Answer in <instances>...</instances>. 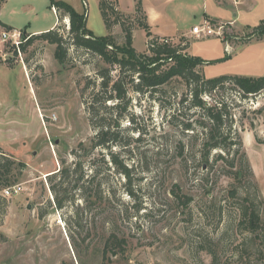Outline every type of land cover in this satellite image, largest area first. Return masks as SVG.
<instances>
[{
    "label": "rangeland",
    "instance_id": "374dc122",
    "mask_svg": "<svg viewBox=\"0 0 264 264\" xmlns=\"http://www.w3.org/2000/svg\"><path fill=\"white\" fill-rule=\"evenodd\" d=\"M52 1L67 2L86 13L94 35L111 34L100 0H6L0 3V19L14 28L12 31H25L28 36L57 22L67 38L70 22L60 21ZM130 1L121 0L125 12L132 10ZM190 22V26H200L201 19ZM5 31L0 26V148L19 170L5 178L16 181L9 186L0 177V264H264L259 234L240 226V205L246 192L252 195L253 189L248 179L240 183L225 175L234 170L230 166L234 154L227 156L229 163L213 165L219 151L211 154L210 166L200 162L201 139L181 127L183 122L202 117L187 105L170 123L169 116L187 93L181 80H173L168 96L157 100L132 94L131 108L121 122L122 129L129 130L123 133V141L130 137V146L113 148L134 167L128 186V179L112 168L109 150H93L90 155L80 150V145L86 149L93 145L96 130L85 102L99 89L97 72L107 65L72 47L68 62L61 64L55 57L56 45L40 40L25 52L21 45L20 57L11 44L2 42ZM240 34L227 28L222 38L180 35L167 39L175 45L187 39L190 53L209 61L203 60L206 64L202 67L207 79L264 76V40L253 37L244 46L248 42L239 43L243 40ZM115 37L123 46V34ZM228 39L239 43L232 44L231 52L225 51ZM147 41L146 32L137 28L133 47L151 58ZM9 57L12 63L5 62ZM204 98L208 105L225 99L234 109L235 129L264 187V143L259 142L264 141V91L243 99L241 92L228 85L225 91ZM249 135L256 143L253 148ZM62 161L65 167L85 163L88 175L97 177L86 196L83 190H71L70 185L68 195L73 200L60 209L52 189L59 178L52 175L64 168ZM7 163L0 153V165ZM254 180L264 201L256 176ZM14 188L18 193L7 197L5 191ZM235 188L239 194L233 197ZM90 192L93 198H88ZM174 192L191 197V204L181 203ZM65 196L61 194V199ZM260 209L264 222V206ZM113 235L125 239L126 244L124 248L111 246L105 254ZM244 240L252 241L246 252H242Z\"/></svg>",
    "mask_w": 264,
    "mask_h": 264
},
{
    "label": "trees",
    "instance_id": "16d2710c",
    "mask_svg": "<svg viewBox=\"0 0 264 264\" xmlns=\"http://www.w3.org/2000/svg\"><path fill=\"white\" fill-rule=\"evenodd\" d=\"M5 1L0 0V3ZM135 3L138 17L132 19L130 15L119 10L118 0H101L99 4L100 11L106 28L111 34L98 37L88 30L86 13H78L67 2L54 1L53 8L59 14L60 21L61 19H68L70 22L68 37L66 38L61 33L60 25L38 35L28 36L24 31L23 37L29 38L26 43L22 44L21 49L25 52L28 46L36 40H40L56 45L55 57L61 64L68 62L69 51L72 47L74 51L83 50L87 54L98 57L107 65V67L101 68L97 72L100 79L99 89L95 90L89 101L85 102L90 124L96 130L93 145L91 149H86L83 145H80V150H83L87 155H90L93 150H109L112 168L128 179V186L132 184L134 167L127 165L122 156L113 151V148L117 146L129 148L130 146L128 142L130 137L126 142L123 141V133L129 130H123L121 122L125 117V113L131 108L132 94L135 93L157 100L160 97L168 96V90L173 80H181L187 93L181 96L173 115L169 116L170 123H174V120L179 116V112L181 114V109L186 108L187 105L189 110H196V113L198 112L202 117L195 121L183 122L181 127L182 131L201 139L203 154L200 162H205L210 166L211 154L214 151H219L213 165L218 162L229 163V157L227 156L234 154L230 166L235 171H229L225 175L240 183L248 179V184L253 189L252 195L246 192L243 197V204L240 205V226L251 234H259L258 237L262 241V245L259 246L264 248V222L260 209L264 206V201L261 200L258 185L254 180V171L246 152H244L240 134L235 129L234 109L230 107L225 99L220 100V102L215 101L214 105H208L204 98L225 91L228 85L241 92L243 99L257 96L264 91V76L252 78L225 75L207 79L202 72V67L206 63L202 59L190 56L187 53L190 42L187 39H182L180 44L175 45L170 42L166 43L167 38L153 35L147 22L142 0H135ZM0 26L7 31L13 30L12 27L3 24L1 21ZM116 26H120L122 29L125 40L123 46L118 45L116 37L112 35V31ZM136 28H141L146 32L148 38L147 50L151 58L138 53L133 47ZM253 37H264V22L253 28L249 37L240 40V42H247ZM15 53L17 54V51ZM12 61L13 59L10 58L6 60L7 63H12ZM115 72H117V76L114 74ZM130 121L134 122V119L132 118ZM259 142L264 143L262 140H259ZM0 153L7 158L8 162L6 165H0V177L5 180V185L9 186L16 181L11 183L9 179L5 178L12 175L14 170L18 169V166L15 161H11L10 157L4 155L5 153L1 148ZM73 154L77 156L76 151ZM62 163L64 168L52 175L59 178L58 181L53 182L52 189L60 209L63 208L65 202L73 200L68 195L70 185L72 186L71 190L84 191L82 194L85 195L97 177V175H88L85 170V163H76L69 167H65L64 161ZM128 192L130 195L134 194L133 191ZM61 194L66 196L61 199ZM173 194L186 206L192 202L191 197L181 196L179 192ZM238 194L239 189L235 188L232 191L233 197ZM87 196L93 198L91 192ZM125 244V239L113 235L108 241L105 254L111 246L124 248ZM251 244L252 241L244 240L242 242V252L250 249ZM258 252L261 253V251ZM241 256L243 257V254Z\"/></svg>",
    "mask_w": 264,
    "mask_h": 264
},
{
    "label": "crops",
    "instance_id": "0c3cea01",
    "mask_svg": "<svg viewBox=\"0 0 264 264\" xmlns=\"http://www.w3.org/2000/svg\"><path fill=\"white\" fill-rule=\"evenodd\" d=\"M118 2L119 10L121 12L130 16H134L136 14L135 0L130 1L132 7V10L130 12H125L123 10L121 0H118ZM142 3L144 12L147 17V22L151 27L153 35L161 38L173 39L180 35L188 38V36L194 35L192 33L193 27L198 26L197 24L190 26V21L201 19L200 25H203L206 22H214V24L225 25L226 29L228 28L232 32H236L238 34L242 32V35L240 34V38L245 39V34L252 31L253 28L259 26L260 23L264 22V0H142ZM51 7L52 9H54L53 5H51ZM77 12L83 14L82 11ZM249 19H254V22H248ZM0 21L2 22L1 19ZM56 24L57 22L53 24L50 28H47L44 31H39V33L36 32L30 34L38 35L41 34V32L49 31V29L52 30L54 29V27L56 28ZM136 29L134 31V34L136 32ZM88 30L90 29L88 28ZM117 33L123 34L120 26H116L112 31L113 36H115ZM254 38L259 39L260 41L264 40V37ZM249 41H247L248 43L244 44V46L249 45ZM224 42L226 43V52L232 51V44L238 46V44L241 43H232L229 39ZM187 53L190 56H194L190 53L189 50H187ZM4 60L6 62L7 59ZM203 60L209 62L208 60ZM222 60H225V58ZM262 68L264 69V67ZM247 69L251 70V68ZM248 139L249 143L251 144V146H249L253 148L256 144L255 141H253L251 135H249ZM248 156L251 160V156L249 154ZM252 167L254 169L256 179L259 183L258 172L256 170V167L253 164ZM259 186L261 192L264 195V187L260 185V183Z\"/></svg>",
    "mask_w": 264,
    "mask_h": 264
},
{
    "label": "built area",
    "instance_id": "2783aa9c",
    "mask_svg": "<svg viewBox=\"0 0 264 264\" xmlns=\"http://www.w3.org/2000/svg\"><path fill=\"white\" fill-rule=\"evenodd\" d=\"M85 7H87V3L84 2ZM225 25H218V24H214L211 22H206L203 25H198L193 27L192 29V33L198 37H211V36H217V37H223L224 33H225ZM27 38L23 37V32H18V31H5L2 33V42L3 43H9L11 44L15 50L17 51V53H19V56L21 57V53H20V46L23 44V42H26ZM166 43H168L169 41H165ZM18 193L17 188L14 189H7L5 191V195L7 197L13 196L15 194Z\"/></svg>",
    "mask_w": 264,
    "mask_h": 264
},
{
    "label": "water",
    "instance_id": "95a60500",
    "mask_svg": "<svg viewBox=\"0 0 264 264\" xmlns=\"http://www.w3.org/2000/svg\"><path fill=\"white\" fill-rule=\"evenodd\" d=\"M10 59H13L12 57H9Z\"/></svg>",
    "mask_w": 264,
    "mask_h": 264
}]
</instances>
